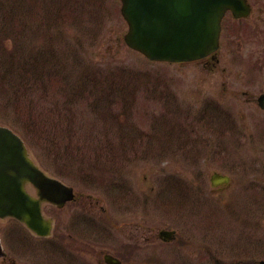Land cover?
Instances as JSON below:
<instances>
[{"label": "rangeland", "instance_id": "obj_1", "mask_svg": "<svg viewBox=\"0 0 264 264\" xmlns=\"http://www.w3.org/2000/svg\"><path fill=\"white\" fill-rule=\"evenodd\" d=\"M250 1L211 72L130 49L120 0H0V125L80 196L45 207L75 251L0 219L17 264H103L105 251L125 264L264 260V112L230 92L264 88V0ZM214 170L233 187L213 190ZM165 228L173 243H160Z\"/></svg>", "mask_w": 264, "mask_h": 264}, {"label": "water", "instance_id": "obj_2", "mask_svg": "<svg viewBox=\"0 0 264 264\" xmlns=\"http://www.w3.org/2000/svg\"><path fill=\"white\" fill-rule=\"evenodd\" d=\"M228 8L236 16L251 9L247 0H122L129 23L124 39L151 59L199 58L218 48L221 18ZM259 102L264 106V94ZM27 182L37 187L39 198L26 190ZM71 198L72 187L48 176L30 158L22 138L0 125V217L15 216L47 233L41 202L62 204Z\"/></svg>", "mask_w": 264, "mask_h": 264}, {"label": "flooded vegetation", "instance_id": "obj_3", "mask_svg": "<svg viewBox=\"0 0 264 264\" xmlns=\"http://www.w3.org/2000/svg\"><path fill=\"white\" fill-rule=\"evenodd\" d=\"M237 20H239V19H235V18H233V16H232V14H231V12H228L227 13V15H226V17H225V21L229 24L228 25V28H226V30H227V33H228V31H232L233 30V32H235V21H237ZM226 34V33H225ZM226 36L228 37V36H230V34H226ZM224 49V48H223ZM227 55V53L224 51L223 52V50L219 53V57L218 58H216V59H214L213 60V58H205V59H203V60H201L200 61V63L202 64V65H204V66H206V67H209V68H211V69H213V68H215L216 66H218L220 63H221V60L224 58V56H226ZM224 86H225V89H227V84H224ZM248 89V88H247ZM238 89L237 88H235V87H233V89H232V91H230V92H232V93H234V94H236V95H241V94H244V95H246V97H245V99L242 101L243 103H245V104H247V105H250V104H253V105H256V93L255 92H252L251 90H241V92L240 93H238ZM238 93V94H237ZM252 106V105H251ZM254 107H257V108H259L258 106H254ZM245 110L243 109H241V111H240V114H239V117L240 118H242V120L244 119V121H245V119H247L248 118V114L245 112ZM114 229H115V227H114ZM119 234V233H118ZM122 235V234H121ZM56 236V238H55V245H56V248H63V247H67L68 249H66V250H68L69 252L70 251H75V250H73V249H76V247H75V244H74V247H73V249L70 247V245H69V242H67L68 240H66L64 237V235H63V238H62V236H60L59 234H57V235H55ZM122 237H124V235H122ZM125 238V237H124ZM135 241H137V239H136V237L135 236H133V237H129V242H128V247L127 248H123V249H125L124 250V252H127V253H136L137 252V249H138V246H135L136 244H135ZM77 243V242H76ZM124 252H122V253H124ZM107 253H109V252H104L103 254V261L105 262V263H103V264H111L110 263V261L109 260H111L110 258H109V256H106L107 255ZM126 254V253H125ZM114 255V254H113ZM116 256V255H115ZM119 259H121V257H119V256H117ZM2 259H3V261H8L10 264H17L16 262H15V259L12 257V256H9V254H8V252L4 255V256H2ZM62 260V259H61ZM61 260H58V259H56V261H57V264L59 263V262H62ZM124 261H126V262H129L130 260H128V259H123ZM99 262H102L101 260L99 261ZM121 263L122 264H124L123 262H122V259H121Z\"/></svg>", "mask_w": 264, "mask_h": 264}]
</instances>
